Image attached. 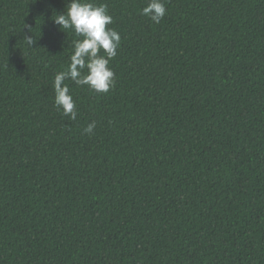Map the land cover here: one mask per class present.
Returning <instances> with one entry per match:
<instances>
[{
    "label": "trees",
    "instance_id": "obj_1",
    "mask_svg": "<svg viewBox=\"0 0 264 264\" xmlns=\"http://www.w3.org/2000/svg\"><path fill=\"white\" fill-rule=\"evenodd\" d=\"M68 2L0 0V264H264V0H91L121 42L76 120Z\"/></svg>",
    "mask_w": 264,
    "mask_h": 264
},
{
    "label": "clouds",
    "instance_id": "obj_2",
    "mask_svg": "<svg viewBox=\"0 0 264 264\" xmlns=\"http://www.w3.org/2000/svg\"><path fill=\"white\" fill-rule=\"evenodd\" d=\"M165 0H148L141 14L152 23L159 24L166 15ZM55 25L65 33L72 31L81 37L72 41V54L68 66L54 77V105L63 115L76 120V104L65 81L78 86H87L94 93H108L115 84V74L109 67L117 55L121 36L117 30L108 27L113 23L107 5L91 0H69L63 13L55 14ZM27 33L23 42L31 49L37 43L31 34V27L25 25ZM96 128L93 121L84 129L91 134Z\"/></svg>",
    "mask_w": 264,
    "mask_h": 264
}]
</instances>
